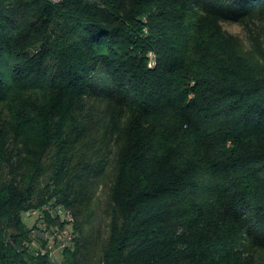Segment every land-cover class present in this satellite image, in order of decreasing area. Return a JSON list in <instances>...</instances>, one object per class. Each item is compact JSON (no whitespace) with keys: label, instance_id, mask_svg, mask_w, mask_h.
<instances>
[{"label":"trees","instance_id":"1","mask_svg":"<svg viewBox=\"0 0 264 264\" xmlns=\"http://www.w3.org/2000/svg\"><path fill=\"white\" fill-rule=\"evenodd\" d=\"M263 26L264 0H0V264H58L24 218L50 202L82 264L101 183L100 264H264Z\"/></svg>","mask_w":264,"mask_h":264},{"label":"built area","instance_id":"2","mask_svg":"<svg viewBox=\"0 0 264 264\" xmlns=\"http://www.w3.org/2000/svg\"><path fill=\"white\" fill-rule=\"evenodd\" d=\"M50 1L61 3L65 0ZM24 218L34 221L31 227L34 233L31 246L37 256H49L56 261L58 255H63L65 250L72 247L76 241L75 229L67 228V220H74L72 210L67 209L63 204L50 202L29 209L24 213Z\"/></svg>","mask_w":264,"mask_h":264},{"label":"rangeland","instance_id":"3","mask_svg":"<svg viewBox=\"0 0 264 264\" xmlns=\"http://www.w3.org/2000/svg\"><path fill=\"white\" fill-rule=\"evenodd\" d=\"M223 26L226 30L230 31L231 33L240 36L247 47L250 48L252 46L249 33L241 23L234 21H225L223 22ZM261 30L264 36V26L261 27ZM107 201H108V187L101 183L95 189L94 207L96 210V215L93 218V225L88 229V237L90 235V238L87 243L88 247L84 249L85 256L82 257V264H100L99 263L100 251L99 248H97L98 246L97 242L100 233H102V235L104 236L108 234L109 217L105 211ZM25 221L30 227H32V225L34 224V221L32 219L30 220V218L25 219ZM33 234L34 233L32 232V239L34 238ZM36 239L37 238H35V240ZM62 257L63 255L60 254L55 259L58 264H63Z\"/></svg>","mask_w":264,"mask_h":264},{"label":"bare ground","instance_id":"4","mask_svg":"<svg viewBox=\"0 0 264 264\" xmlns=\"http://www.w3.org/2000/svg\"><path fill=\"white\" fill-rule=\"evenodd\" d=\"M73 218H74V215H73ZM74 220H67V228H74Z\"/></svg>","mask_w":264,"mask_h":264}]
</instances>
